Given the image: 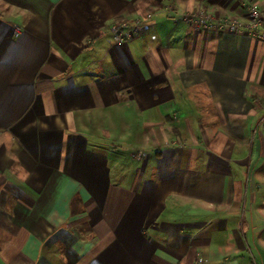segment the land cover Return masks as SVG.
I'll return each mask as SVG.
<instances>
[{
  "label": "crops",
  "instance_id": "obj_1",
  "mask_svg": "<svg viewBox=\"0 0 264 264\" xmlns=\"http://www.w3.org/2000/svg\"><path fill=\"white\" fill-rule=\"evenodd\" d=\"M200 9L0 0V264H264V42Z\"/></svg>",
  "mask_w": 264,
  "mask_h": 264
},
{
  "label": "built area",
  "instance_id": "obj_2",
  "mask_svg": "<svg viewBox=\"0 0 264 264\" xmlns=\"http://www.w3.org/2000/svg\"><path fill=\"white\" fill-rule=\"evenodd\" d=\"M238 2L245 11V16L243 17L218 18L204 9H200L196 13L185 14L183 17L186 22L203 27L204 29L215 27L219 30L231 32H247L257 40L264 42V10L257 0H238ZM150 19L151 15H147L133 22H117L110 26L109 32L115 42H128L140 33ZM198 261L200 263L206 262L202 259Z\"/></svg>",
  "mask_w": 264,
  "mask_h": 264
}]
</instances>
